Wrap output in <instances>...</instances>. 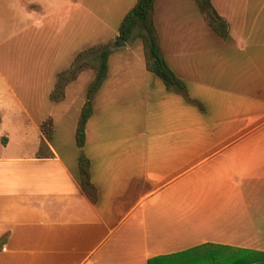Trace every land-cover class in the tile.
<instances>
[{
    "label": "crops",
    "instance_id": "0c3cea01",
    "mask_svg": "<svg viewBox=\"0 0 264 264\" xmlns=\"http://www.w3.org/2000/svg\"><path fill=\"white\" fill-rule=\"evenodd\" d=\"M210 2L225 21V39L236 40L254 72V94L242 97L264 111V0ZM61 8L59 0H0V62L20 50V34ZM19 95L20 75L0 66V264H264V117L211 136V148L194 156L183 139L172 149H148L152 136L140 133L128 151L112 150L96 177L87 158L92 202L78 181L73 138L85 100L70 121L52 113L34 119ZM94 108L83 152L102 138ZM47 120L49 138L41 129ZM261 129L256 150L239 145ZM253 178L255 186L242 183Z\"/></svg>",
    "mask_w": 264,
    "mask_h": 264
},
{
    "label": "rangeland",
    "instance_id": "374dc122",
    "mask_svg": "<svg viewBox=\"0 0 264 264\" xmlns=\"http://www.w3.org/2000/svg\"><path fill=\"white\" fill-rule=\"evenodd\" d=\"M59 1L62 8L20 34V50L7 53L8 61L0 66L20 75V101L34 119L52 113L70 121L95 77L96 53L103 48L111 50L109 72L102 83L105 90L93 98L94 119L102 129V138L90 142L83 152L92 159L94 177L106 158L111 159L112 150L128 151L130 139L140 133L152 136L148 149H172L178 141L181 146L183 139L185 151H195L194 156L211 148V136L224 130L237 133L264 117V111L252 109L243 98L245 91L254 94L255 79L247 59L236 49V40L221 37L201 16L198 23V12L193 15L190 7L195 6L194 0H156L151 13L160 54L183 81L182 91L167 89L154 74L143 72L142 28H137L123 46L115 45L119 24L135 0ZM83 51L86 70L66 86L60 102L52 103L47 90L53 91L55 76ZM133 86L137 90L132 91ZM179 93L186 100L199 102L204 110L184 103ZM263 129L251 132L239 145L256 150ZM45 149L43 145L40 154H45ZM103 151L105 156L97 157ZM75 153L79 155L77 149ZM242 183L255 186L257 181L253 178Z\"/></svg>",
    "mask_w": 264,
    "mask_h": 264
},
{
    "label": "trees",
    "instance_id": "16d2710c",
    "mask_svg": "<svg viewBox=\"0 0 264 264\" xmlns=\"http://www.w3.org/2000/svg\"><path fill=\"white\" fill-rule=\"evenodd\" d=\"M194 2L207 26L213 31L218 32L221 37H226L227 32L225 21L217 15L210 0H194ZM154 3L155 0H136L133 7L122 18L118 27V36L124 43H126L132 39V35L137 28H142L143 32L140 33L139 37L142 39L143 43L145 69L158 77L167 89L174 88L180 91L185 90L183 81L167 66L160 54L155 37L154 23L151 18ZM110 54L111 50L106 48H103L96 53L98 67L95 77L88 87L85 101L78 116L74 134L75 145L79 150L78 181L80 187L92 202L96 199V193L89 178L90 164L83 153L86 137L85 129L86 124L92 115L94 95L106 78L108 71V58ZM86 59L87 57L84 51L78 53L70 66L56 76L54 89L50 93L51 101L59 102L63 99L65 87L69 83L75 81L79 74L86 70ZM190 102L199 105L197 102L191 100ZM45 126L47 132L44 131ZM41 129L44 135L49 138L52 131L51 121L47 120L44 122L41 125ZM42 147L43 144L40 147V152ZM38 155L41 154L39 153Z\"/></svg>",
    "mask_w": 264,
    "mask_h": 264
},
{
    "label": "water",
    "instance_id": "95a60500",
    "mask_svg": "<svg viewBox=\"0 0 264 264\" xmlns=\"http://www.w3.org/2000/svg\"><path fill=\"white\" fill-rule=\"evenodd\" d=\"M125 43L119 38V37H117L116 38V43H115V45H117V46H123Z\"/></svg>",
    "mask_w": 264,
    "mask_h": 264
}]
</instances>
